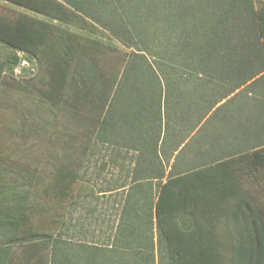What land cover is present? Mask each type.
<instances>
[{"label": "trees", "instance_id": "obj_1", "mask_svg": "<svg viewBox=\"0 0 264 264\" xmlns=\"http://www.w3.org/2000/svg\"><path fill=\"white\" fill-rule=\"evenodd\" d=\"M2 1L47 18L0 4V89L48 119L15 107L0 132V264H113L112 255L122 264L117 245L63 234L98 141L136 153V192L156 184L142 246L132 225L119 233L127 256L264 264V200L246 186L264 181V143L222 151L207 130L243 90L264 83V0ZM56 21L107 33L121 47ZM23 62L37 71L18 80ZM203 136L209 159L167 175L166 162Z\"/></svg>", "mask_w": 264, "mask_h": 264}, {"label": "rangeland", "instance_id": "obj_2", "mask_svg": "<svg viewBox=\"0 0 264 264\" xmlns=\"http://www.w3.org/2000/svg\"><path fill=\"white\" fill-rule=\"evenodd\" d=\"M0 4L7 5L20 12H26L32 16L47 20L46 17L29 12L0 0ZM62 29L77 33L104 44L120 46L115 40H111L107 33H96L89 29L66 23L54 22ZM103 61L113 63V57L104 55ZM37 68L34 64L23 62L13 74L20 80L31 77ZM31 107L33 112L44 119H48L46 109L38 108L32 100L17 94L11 88L0 89V132L3 133L5 124L8 125L13 117L15 107ZM264 83L259 82L243 90L235 103L224 110L217 120L207 128L208 132L216 131L221 138L219 144L222 151L246 149L249 144L264 143ZM233 114H231V112ZM212 129V130H211ZM205 136V134H204ZM188 147L177 159L166 162L167 175L170 173H182L200 167L208 160V153L203 150L208 141L206 137ZM241 144V145H239ZM122 142L118 145L95 143L92 152L83 170L81 181L84 184L74 187V198L77 196L78 204L67 214L68 229L63 230L65 239H72L85 243H95L105 250L117 245L121 252L122 264H138L136 257L126 255L124 241H119V233L126 230L130 224L135 227V241L137 248L142 246L145 233V220L150 206L154 203L156 184L151 181L146 185L144 193L136 192L132 185V170L136 164V153L130 150ZM246 186L254 193L259 191L260 198L264 200V181L259 184L248 180ZM87 194V195H85ZM81 198V199H80ZM155 236L157 231L155 229ZM112 263L117 260L112 255ZM165 262V261H164ZM165 264V263H164Z\"/></svg>", "mask_w": 264, "mask_h": 264}]
</instances>
